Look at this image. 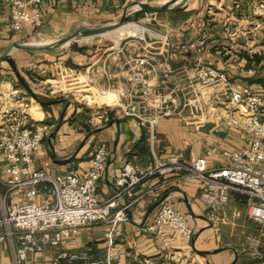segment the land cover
<instances>
[{
  "label": "built area",
  "instance_id": "2783aa9c",
  "mask_svg": "<svg viewBox=\"0 0 264 264\" xmlns=\"http://www.w3.org/2000/svg\"><path fill=\"white\" fill-rule=\"evenodd\" d=\"M6 2L12 32L42 26L43 0ZM252 2L255 15L264 18V0ZM161 39L156 52L146 48L127 57L126 84H118L110 74L108 86L100 89L95 99L106 100L107 105L120 108L116 113L119 116L135 119L145 130L151 150L161 119L177 117L186 123L201 122L214 113L216 132L238 131L245 140V147L223 151L222 156L229 165L215 168H209L204 159L187 161L182 152L169 158H159L152 152V165L145 169L127 161L116 178L114 194L100 200L98 183L109 159L107 144L98 143L87 173L70 170L56 174L49 163L34 169L35 155L43 150L49 128L37 116V101L17 87L6 89L0 96L3 101L0 105V158L6 163L0 169V185L6 188L5 194L0 192V245L9 248L11 264H43L35 262L38 254L57 248L83 229L102 223L110 226L105 239L111 246L116 227L129 222L135 204L144 203L136 198L143 189H146V202H160L156 215L144 226V231L155 237L169 232L189 242L194 235L192 215L181 213L170 197L164 195L187 180L200 184L199 199L215 230L223 222V210L230 196L244 200L246 218L260 228L259 237L248 238L245 256L252 259L264 256L260 250L264 239V95L254 94L247 88L236 89L225 72L206 66L205 39L183 47L194 54V62L181 73L161 61L168 38L162 36ZM116 87L120 90L114 94ZM93 96L88 94L85 98L94 100ZM216 96L219 99H215ZM219 108L222 112H218ZM107 115L104 110L99 112L92 120L93 125L97 126ZM155 181L158 183L150 189ZM14 192L22 193L25 201L12 203ZM41 196L43 201L40 202ZM62 260L68 264L77 260L82 264H113L108 255L93 260L86 252L80 256L62 252L54 261Z\"/></svg>",
  "mask_w": 264,
  "mask_h": 264
},
{
  "label": "crops",
  "instance_id": "0c3cea01",
  "mask_svg": "<svg viewBox=\"0 0 264 264\" xmlns=\"http://www.w3.org/2000/svg\"><path fill=\"white\" fill-rule=\"evenodd\" d=\"M137 1L139 0H43L42 26L36 30L25 27L21 32L14 33L11 31L9 6L6 0H0V55L6 53L16 42L38 40L47 44L63 38L68 32H76L80 27L119 22ZM252 5V0H186L172 11L155 14L153 20H160L162 28L159 43L162 44V36L168 38L163 48L165 57L161 61L181 73L184 69L191 68L194 62V54L183 47L192 41L205 39L203 59L206 66L225 72L229 81L234 82V88H247L254 94L264 95V75H258L260 72L264 73V18L255 15ZM146 48L143 47L140 52ZM76 52L79 56L78 66L92 62L87 51ZM17 53L13 58L17 64L30 61L27 58L30 55L48 54L28 50ZM111 56L112 54L108 55ZM2 64L0 63V96L6 89L17 87L13 78L6 77L9 73L5 72ZM102 67H105V61H102ZM126 70L127 77L128 69ZM117 74L118 72L112 77L116 79ZM215 99H219V96ZM2 103L0 100V105ZM65 108L66 103L51 106L38 103L37 116L42 124L48 126L49 135L43 150L35 155L33 168L40 169L49 163L56 174L70 170L87 173L94 151L98 143L103 141L107 144L109 159L98 183L97 195L100 200H107L114 194L117 189L116 178L127 161H133L145 169L152 165V152L159 158H169L182 152L187 161L204 159L209 168H215L229 165L222 156L223 151L241 150L245 147V140L238 131L216 132V113L207 121L201 119L202 123H186L177 117L161 119L152 151L146 142L145 130L135 119L111 114L102 118L97 126L91 121L88 127H81L73 120L78 112L76 109L75 112H66L62 118ZM93 132L96 133L91 135ZM5 164L0 158V169ZM157 183L153 182L150 189ZM145 190H139L136 196L138 202L144 203L141 206L135 204L131 209L129 222L116 227L111 246L105 239L110 226L102 223L83 229L57 248L46 249L35 257V262L68 264L65 260H54L62 252L80 256L85 252L89 254L93 249L100 255L104 254V258L108 255L113 264H167L170 259L173 261L177 256L186 255V249L191 247L194 253L195 249L213 252L204 255L196 253L205 264H231L235 256L238 257L235 264H264V256L258 260L245 256L248 238L259 237L260 228L246 218L245 204L240 197L234 196L232 203L224 208L223 222L215 230L209 227L206 209L199 199L200 184L197 181H183L169 189L164 195L170 197L176 209L183 214L192 215L194 235L187 242L169 232L155 237L144 231V226L153 220L158 210V206L155 208L156 203L146 202ZM0 192H6L2 185ZM38 199L43 201L42 196ZM24 201L20 192L11 195V202L14 204ZM220 249L222 251L214 253ZM260 250L264 253V239ZM76 262L82 263L81 260L73 263ZM0 264H11V253L7 245H0Z\"/></svg>",
  "mask_w": 264,
  "mask_h": 264
},
{
  "label": "rangeland",
  "instance_id": "374dc122",
  "mask_svg": "<svg viewBox=\"0 0 264 264\" xmlns=\"http://www.w3.org/2000/svg\"><path fill=\"white\" fill-rule=\"evenodd\" d=\"M158 1L164 0H148L150 3ZM144 11L146 12L147 10L144 9ZM153 16L138 20L136 24L129 25L127 30L117 31L106 36L94 37L93 39L79 38L72 41L68 46L61 45L52 49L47 55H30L27 57L30 61L15 64L30 89L42 101L66 100L69 102V107L66 112H72V110L75 112V109L78 110L73 120L79 126L88 127L97 114L99 112L101 114L103 110L108 112V115L113 114V116L119 117L116 113H119L120 108L115 109L112 105H107L106 100H98L95 97H99L98 92L100 89L108 86V78H110L111 73L114 75L118 72L117 78L114 79L113 77V79L118 84H126L127 78L125 72L128 69V65H126L127 57L135 56L143 47H147L154 52L160 48L158 37L161 35L160 31L162 28L160 26V20H153ZM78 50L87 51L91 55L88 58L92 62L78 66L79 56L76 52ZM15 54L13 58L18 53ZM110 54L112 56L108 57ZM102 61H105V67H102ZM2 66L5 68V72L9 73L6 77L13 78L17 88L23 90L8 63H3ZM261 74L264 75L263 72H260L258 75ZM113 89L115 90L114 94H117V91L120 90L119 87ZM23 92L29 95L25 90ZM88 94H94V100H88L87 98L89 97L85 98ZM58 107L62 108V105ZM218 112H222V109L219 108ZM233 197L230 196L229 204L232 203ZM242 238L244 239V236ZM186 251V255L177 256L173 261L170 259L167 264H205L201 261V257H197L198 255L194 253L191 247L186 249ZM103 255L101 254L99 259Z\"/></svg>",
  "mask_w": 264,
  "mask_h": 264
},
{
  "label": "water",
  "instance_id": "95a60500",
  "mask_svg": "<svg viewBox=\"0 0 264 264\" xmlns=\"http://www.w3.org/2000/svg\"><path fill=\"white\" fill-rule=\"evenodd\" d=\"M186 0H164V1H158L155 3H150L145 0H139L135 4H133L128 11L125 13V15L121 18L119 22L112 23V24H105V25H95L92 27H80L76 32H68L63 38L49 42L47 44H42V45H37V44H32L30 43V40H24L21 42H16L14 43L11 48L4 54L0 55V63H8L10 66L11 70L15 74L17 80L19 81L21 87L23 90H25L31 98H33L35 101L40 103L41 105L45 106H51V105H56L58 103H66V108L63 111L62 118L64 117L68 107H69V102L66 100H54L51 102H43L40 100V98L33 93V91L30 89L28 83L26 80L21 76L14 60L13 56L15 53H17L20 50H28L32 52H40V53H50V51L58 46L61 45H70V43L76 39L79 38H84V39H93L94 37H101V36H106L111 33H115L117 31H121L128 27L129 25L136 23L138 20L143 19L141 14H137V9L144 8L147 10L146 15L148 18L159 13V12H166V11H172L178 7H180ZM28 95V96H29ZM96 132H93L91 135H94ZM160 204V202L155 204V208ZM211 228L212 226L209 225ZM192 247H194V241H192ZM222 251V249L217 250L214 253H218ZM195 252L199 255H204V254H212L213 252H200L195 249ZM238 260V257L235 256V260L231 264H235Z\"/></svg>",
  "mask_w": 264,
  "mask_h": 264
},
{
  "label": "bare ground",
  "instance_id": "6f19581e",
  "mask_svg": "<svg viewBox=\"0 0 264 264\" xmlns=\"http://www.w3.org/2000/svg\"><path fill=\"white\" fill-rule=\"evenodd\" d=\"M147 12V11H146ZM146 12L144 11V8H139V9H137V14L139 13V14H141V16L140 17H144V19H146V18H148L147 16H145L146 15ZM133 24H136V23H133ZM132 25V24H131ZM86 27H88V26H86ZM124 30H127V27L125 28V29H123V30H121V31H124ZM30 43H32V44H37V45H42V44H44V43H42V42H40V41H38V40H32ZM96 57V56H95ZM82 80V79H81ZM80 80V81H81ZM85 80V79H84Z\"/></svg>",
  "mask_w": 264,
  "mask_h": 264
},
{
  "label": "trees",
  "instance_id": "16d2710c",
  "mask_svg": "<svg viewBox=\"0 0 264 264\" xmlns=\"http://www.w3.org/2000/svg\"><path fill=\"white\" fill-rule=\"evenodd\" d=\"M243 203H245L244 200H243ZM91 250H92V252L89 253V256L92 257L93 260H99V258H100L101 255L98 254V253H96L93 249H91ZM102 258L104 259V257H102ZM73 264H80V263L79 262H76V263H73ZM244 264H247V263H244Z\"/></svg>",
  "mask_w": 264,
  "mask_h": 264
}]
</instances>
